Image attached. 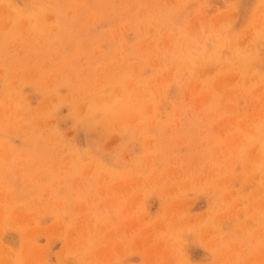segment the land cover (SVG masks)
<instances>
[{
  "label": "rangeland",
  "instance_id": "374dc122",
  "mask_svg": "<svg viewBox=\"0 0 264 264\" xmlns=\"http://www.w3.org/2000/svg\"><path fill=\"white\" fill-rule=\"evenodd\" d=\"M0 264H264V0H0Z\"/></svg>",
  "mask_w": 264,
  "mask_h": 264
},
{
  "label": "bare ground",
  "instance_id": "6f19581e",
  "mask_svg": "<svg viewBox=\"0 0 264 264\" xmlns=\"http://www.w3.org/2000/svg\"><path fill=\"white\" fill-rule=\"evenodd\" d=\"M11 242V241H10Z\"/></svg>",
  "mask_w": 264,
  "mask_h": 264
}]
</instances>
